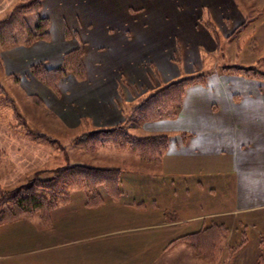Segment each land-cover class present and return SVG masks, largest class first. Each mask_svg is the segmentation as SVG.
Returning a JSON list of instances; mask_svg holds the SVG:
<instances>
[{"label":"rangeland","instance_id":"1","mask_svg":"<svg viewBox=\"0 0 264 264\" xmlns=\"http://www.w3.org/2000/svg\"><path fill=\"white\" fill-rule=\"evenodd\" d=\"M28 1L34 0H8L5 8L3 3L7 0H0V22L16 6L20 7ZM41 1L37 15L43 18L39 14ZM110 1V14H104V25L76 34L65 31V40L73 38L65 44H49L50 34L48 39L26 42L28 31L35 28L33 15L26 17V27L18 31L16 41L9 44L11 40L8 43L5 39L1 40L0 125L25 139L19 154L23 157L16 160L25 164L26 168L22 169L24 174L17 176L13 182L0 178V200L9 198L8 193L26 187L32 181L44 182L57 176L55 174L60 170L74 165L112 168L119 171V184L120 181L132 184L133 178L137 177L135 172H149L146 169L160 165L142 160L129 149L119 150L113 144L84 145L80 139L91 131L111 130L119 125H124L126 133L135 137L141 133L138 130L144 123L151 122L135 116L136 108L152 94L175 82L201 78L202 83L190 86H203L206 78L215 73L236 75L234 72L239 70L264 73V24H253L264 15L261 10L257 12L247 8L246 0H235L244 13L243 22L238 16H231V12L224 14L222 9L220 12L223 14L210 15L211 11L205 7L208 0L204 4L194 3V0H173L171 4L167 0ZM79 16L84 19L83 22L91 23L87 21L86 14L79 12ZM236 19L239 21L236 22ZM46 21L49 32V19ZM136 26L138 29H135ZM37 42L47 44L42 47L44 50L41 48V53L45 54L41 61L28 59V55L35 54L36 49L31 47ZM57 51L56 59L46 60L49 52ZM25 59L28 60L22 62ZM121 62H125L126 68ZM38 65L45 70L64 67L74 70L76 75L67 71L59 79L43 82L30 71L31 67ZM108 76V86L114 95L112 101L120 108L121 118L113 127L97 129L92 127L91 108H85L83 101H76V93L101 87ZM73 82L80 88L72 90ZM38 86L41 87V98L29 93V89L34 92ZM145 88L150 89L145 91ZM180 111L181 108L177 117ZM110 112L113 113L111 109ZM37 133L45 135L49 143L33 142L29 137ZM4 146L11 150L10 145ZM220 160L216 161L220 166L205 172V181L209 189H215L210 194L211 199L221 203L224 209L228 208L226 205L233 198L232 175L227 161ZM165 181L168 183V180ZM122 189L126 191L124 186ZM95 191L101 199L104 198V205L89 208L84 189L67 187V204L59 205L45 215L41 213V218L34 213L30 218L7 223H14L11 226L15 228L8 233H0V264H208L187 251L182 255L169 251L154 262L144 252L139 254V249L133 251L130 248L135 245L147 247L145 252L156 246L158 241H161L158 245H163L162 241H165L156 236L158 233L162 238L165 232L171 233L173 239L192 232L194 225H179L163 231L149 227L155 223L152 214L155 212H151L150 208L147 212L139 213V209L132 212L128 208V199L121 207H111L116 205L105 189L97 187ZM119 192L121 196L123 192L120 188ZM4 206L6 203L1 205ZM51 214L53 217H50ZM252 222V219H242L236 225L237 230L229 227L232 249H228V255L224 252L216 256V264H245L253 257L264 259V235H259V230L254 231ZM227 225L230 226L229 223ZM140 226L145 228L125 230ZM40 227L41 239L31 234Z\"/></svg>","mask_w":264,"mask_h":264},{"label":"crops","instance_id":"2","mask_svg":"<svg viewBox=\"0 0 264 264\" xmlns=\"http://www.w3.org/2000/svg\"><path fill=\"white\" fill-rule=\"evenodd\" d=\"M110 2V0H42L39 14L43 18L49 19V44H65L73 39L71 36L69 40H65V31L76 34L78 31H92L93 26L104 25V14H110V8H108ZM196 2L204 4L206 0H194V3ZM8 3V0L5 4L3 3L5 8ZM167 3H173V0H167ZM246 5L253 11L261 10V14L264 15V0H246ZM205 7L211 11L210 15L223 14L220 12L222 9L224 14L231 12L228 14L238 16L243 22L244 13L235 0H213V3L212 0H208V5ZM79 12L86 14L87 21L91 23L83 22L84 19H81ZM91 17L92 20H90ZM232 19L231 21L234 22ZM260 23L264 24V17L253 22L254 26ZM135 29H138V26ZM46 45L44 42L33 44L31 48L36 49V52L33 55H28V59L41 61V58L45 56L41 53V48ZM49 53L47 61L56 59L54 57L57 56L58 51ZM121 65L126 68L125 62H121ZM109 82L108 76L106 83L101 87L88 88V92L85 93L83 91L76 93V101H83L85 108H91L92 127L97 129L113 127L119 123L121 118L120 108L112 101L114 95L108 86ZM73 83L72 90L80 88L79 84ZM35 89L36 92L29 89L31 91L29 93L37 94L41 98V87L38 86ZM149 89L145 88V91ZM110 109L113 113L110 112ZM138 131L141 133L136 134V138L166 135L168 140L165 154L158 168L146 169L149 172L141 170L135 172L134 175L137 177L133 178L132 184H124L120 181L119 188L123 193L119 200L112 201L116 206L111 207H121L123 201L128 199V208L132 212L138 209L139 213L147 212L150 208L151 212H155L152 213L155 223L149 227L161 230H170L179 225H194L192 232L183 233L175 237L176 239L209 227L211 223L223 224L229 235L216 248V256L224 252L226 255L230 253L228 251V249H232L230 228L237 230L236 225L241 223L242 219H252L254 231L259 230L257 233L264 235L263 80L245 78L240 75L217 73L210 75L206 78L203 86L195 84L185 89L181 111L176 119L147 122ZM24 140L22 136H15L14 133L6 131L0 125V178H7L8 182H13L17 176L24 174L22 169H25L26 165L16 160L23 157H19V154L22 153ZM4 144L10 145L11 150L9 151ZM220 159L227 161L228 169L232 175L231 193L233 198L226 205L228 208L224 209L221 203L211 199L210 194L215 189H209L205 181V172L220 166V163L216 162L221 161ZM155 180L160 182L154 183ZM165 180H168V183ZM122 186L126 191L122 189ZM102 199L105 202L103 197ZM57 211L60 209L53 213ZM52 215L50 217H53ZM39 217L41 218V216ZM167 218L172 219L165 221ZM228 223L230 226L227 225ZM11 225L14 223L0 225V233H8L14 229L15 226L12 228ZM256 225L258 226L256 227ZM137 228L142 229L145 226L130 227L125 230ZM31 234L41 239V227ZM242 234L244 233L242 232ZM156 236L159 239H164L163 245H158L161 242L158 241L156 246H151L147 252L144 251L147 247L140 245L129 248L133 251L139 249V254L144 252L143 254L149 255L151 262L156 261L159 256L165 255L169 251H175L181 255L184 254V251L192 253L190 247L184 242L171 243L175 240V238L171 239L174 237L171 233L165 232L164 238L160 233ZM259 259L263 258H249L245 264H257ZM217 261L218 258L208 264H216ZM262 261L264 262V259ZM217 264L226 263L218 262Z\"/></svg>","mask_w":264,"mask_h":264},{"label":"trees","instance_id":"3","mask_svg":"<svg viewBox=\"0 0 264 264\" xmlns=\"http://www.w3.org/2000/svg\"><path fill=\"white\" fill-rule=\"evenodd\" d=\"M40 0L23 3L16 6L11 14L0 22V42L2 39L11 40L12 44L17 40L16 35L21 28L26 27V17L35 16V28L28 31L26 42L33 40L48 39V24L45 18L38 17ZM31 73L37 78L52 82L59 79L68 72L74 70L61 69L45 70L40 65L30 68ZM236 75L245 78H255L264 81V73H255L252 70L236 71ZM74 75H76L74 73ZM79 77V76H77ZM194 83H202V79L182 80L175 82L168 87L162 88L152 94L134 111L135 116L143 121H159L162 119H176L181 108V99L185 88ZM29 138L38 144H48V138L43 134L31 135ZM168 137L166 135L151 136L145 138H135L125 131L124 125H119L111 130H96L85 135L80 142L89 146H105L113 144L116 149H129L132 153L139 155L146 162L160 165V157L164 155L167 147ZM55 177L44 182L38 180L26 187L8 193L9 198L0 200V225L17 221L19 219L30 218L34 213L41 216L48 211L55 209L59 205L68 203L66 195L67 187L82 188L86 191V206L89 208L103 204V200L95 191L97 187H103L107 195L114 201L120 197L119 192V171L107 168H93L84 165H74L69 169L60 170ZM3 193L2 195H4ZM6 195V196H7ZM3 203L6 206L1 207ZM229 233L225 225L211 223L209 227H204L195 233L181 236L172 241L186 243L193 255L208 263L215 260V250L221 241L226 240ZM263 260V259H262ZM261 259L257 264H264Z\"/></svg>","mask_w":264,"mask_h":264},{"label":"bare ground","instance_id":"4","mask_svg":"<svg viewBox=\"0 0 264 264\" xmlns=\"http://www.w3.org/2000/svg\"><path fill=\"white\" fill-rule=\"evenodd\" d=\"M73 138V137H72Z\"/></svg>","mask_w":264,"mask_h":264}]
</instances>
